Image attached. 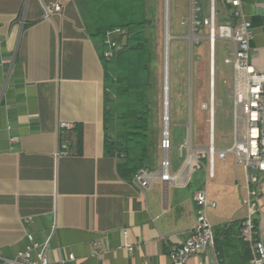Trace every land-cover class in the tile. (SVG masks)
<instances>
[{
  "label": "crops",
  "instance_id": "1",
  "mask_svg": "<svg viewBox=\"0 0 264 264\" xmlns=\"http://www.w3.org/2000/svg\"><path fill=\"white\" fill-rule=\"evenodd\" d=\"M240 1L251 25L249 61L264 72V0ZM80 2L0 0V264L25 248L27 233L46 245L52 264H171V249L193 229V197L204 185L214 204L207 218L221 264H249L239 228L248 216V192H258L254 220L264 242V174L248 181L234 155H214L208 181L205 170L185 167L207 155L210 143L224 149L216 145L217 121L225 122L231 109L222 119L213 109L207 124L191 108L168 111L171 178L156 179L141 193L132 183L135 174L120 177L121 158L104 154V70ZM51 5L60 10L46 17ZM220 12L226 21L232 9L222 5ZM224 66L230 70L225 60L226 71ZM61 122L71 130L59 132ZM63 146L67 155L58 156ZM164 156L159 146L149 169H158ZM202 163L207 168V159ZM201 258L192 256L187 264Z\"/></svg>",
  "mask_w": 264,
  "mask_h": 264
},
{
  "label": "built area",
  "instance_id": "2",
  "mask_svg": "<svg viewBox=\"0 0 264 264\" xmlns=\"http://www.w3.org/2000/svg\"><path fill=\"white\" fill-rule=\"evenodd\" d=\"M200 0H195V6H198ZM222 5L232 9V14L226 21H218V11L215 7V0H210L209 10L202 21L197 20V15L201 8L195 9V16H191L192 27L195 24L198 27H205L208 31L209 55L214 60L215 45L217 41L227 43L229 52L225 59V64L231 70V85L233 93V133L232 145L228 149L216 150L213 144L207 150V155H196L186 163V169L192 171L205 170L207 180L213 178V159L217 155L224 160L228 155H234L238 164L246 171L248 181L255 182L256 173L264 174V73H259L249 61L251 40V25L244 20L240 0H222ZM60 10L59 6L51 5L46 8V17ZM236 19L237 22L234 20ZM197 30V29H196ZM125 36V31L114 29L105 34V44L108 50L104 52L105 59L112 58L115 52L122 49L118 38ZM212 115V108H209ZM165 124V122H164ZM71 125L66 123L59 124L60 131H70ZM10 144L16 142L15 137L9 138ZM171 147L169 131L163 132L160 149L164 157L158 169L149 168L139 169L133 177V185L145 193L152 187L154 180L159 179L162 182L168 181L171 176L167 169L169 166L166 153ZM58 156L67 155V146L62 147ZM207 159V168L202 160ZM206 184V182H205ZM258 192H248L244 205L247 208L248 216L241 223L239 228L240 238L248 244L251 254L249 264H264V242L254 216L258 211L257 200ZM193 201L196 208L195 223L187 240L179 247L170 251L171 264H187L192 256L202 255L198 264H221L218 254L214 248V234L212 226L207 218V210L213 208L214 204L209 202L206 194V185L195 192ZM126 237V233H124ZM27 245L18 252L14 259H4V264H52L47 257L46 245L37 242L33 234L27 233ZM125 248L133 251V246L125 242ZM209 250L211 256L208 257L205 251ZM72 256L68 261H73Z\"/></svg>",
  "mask_w": 264,
  "mask_h": 264
},
{
  "label": "rangeland",
  "instance_id": "3",
  "mask_svg": "<svg viewBox=\"0 0 264 264\" xmlns=\"http://www.w3.org/2000/svg\"><path fill=\"white\" fill-rule=\"evenodd\" d=\"M144 18L150 21L145 26L144 35L151 47L150 86L147 93L148 110V156H155L156 149L161 145L164 132V73H165V40L168 43V111L174 109L188 111L190 108L204 116L200 118L207 124L209 108L211 107L210 91V55L208 31L205 27L193 25L192 47L188 41L190 33V14L195 16V9L201 8L205 17L209 10L210 0H201L195 6V0H169V35L165 32V0H142ZM192 5V11H191ZM218 12L222 7L220 0H215ZM223 16V15H222ZM223 19V18H222ZM197 29V30H196ZM227 44L217 41L214 55L213 75V109L222 119L223 114L233 108V93L231 85V70H222L227 58ZM259 73H264L257 71ZM191 73V75H190ZM191 79V80H190ZM171 108V109H170ZM231 111L225 114L224 121L216 130V145L228 149L232 145ZM169 117V116H168ZM217 117V119H218ZM115 132L108 131V136L114 138ZM223 149V150H224ZM154 170V169H153Z\"/></svg>",
  "mask_w": 264,
  "mask_h": 264
},
{
  "label": "trees",
  "instance_id": "4",
  "mask_svg": "<svg viewBox=\"0 0 264 264\" xmlns=\"http://www.w3.org/2000/svg\"><path fill=\"white\" fill-rule=\"evenodd\" d=\"M199 3L201 6L202 1ZM80 6L86 33L96 46L104 70V154L121 158L118 173L128 180L152 163L148 156L147 110L152 51L144 35L150 21L144 18L142 0H83ZM196 18L202 21L203 12ZM218 21L224 22L221 12ZM114 29L125 31V36L118 38L122 49L105 59V34ZM108 131L115 132L114 138Z\"/></svg>",
  "mask_w": 264,
  "mask_h": 264
},
{
  "label": "water",
  "instance_id": "5",
  "mask_svg": "<svg viewBox=\"0 0 264 264\" xmlns=\"http://www.w3.org/2000/svg\"><path fill=\"white\" fill-rule=\"evenodd\" d=\"M191 3H193V1L191 0ZM191 11H192V5H191ZM190 16H192V14H190ZM169 0H165V32L166 34L169 35ZM189 36L188 37V41L190 43V48L192 47V41L193 39H195L194 35H193V28H192V20L190 21V33H189ZM170 37V36H169ZM211 65H213V60L211 58ZM167 66H168V57H167V51H166V58H165V73H166V77H165V80H164V100H166V110H165V105H164V114H168V81H167V76H168V72H167ZM191 75V73H190ZM191 80V79H190ZM213 92H211L212 94ZM165 102V101H164Z\"/></svg>",
  "mask_w": 264,
  "mask_h": 264
},
{
  "label": "bare ground",
  "instance_id": "6",
  "mask_svg": "<svg viewBox=\"0 0 264 264\" xmlns=\"http://www.w3.org/2000/svg\"><path fill=\"white\" fill-rule=\"evenodd\" d=\"M168 40H169V38L166 36L165 42H166L167 46H165V54H166V51L168 52V48H167L168 47V43H167ZM213 65H214V60H213ZM213 65H211V61H210V75H211V77H210V89H211L212 92H213V81H214V79H213V75H214V67H213ZM167 68H168V66H167ZM167 72H168V69H167ZM165 77H166V73H164V80H165ZM167 81H168V76H167ZM167 95H168V93H167ZM210 97H211V95H210ZM167 102H168V100H167ZM164 105H165V110H166V107H167L166 106V100L164 102ZM211 108H212V114H213V106H212V104H211ZM168 116H169L168 114H164V122H165L164 129H165V132H168V127H169Z\"/></svg>",
  "mask_w": 264,
  "mask_h": 264
}]
</instances>
